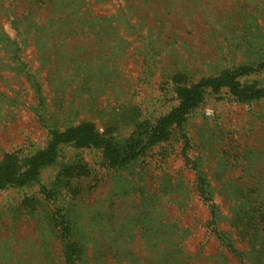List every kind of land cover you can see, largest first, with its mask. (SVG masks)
<instances>
[{
    "label": "rangeland",
    "instance_id": "obj_1",
    "mask_svg": "<svg viewBox=\"0 0 264 264\" xmlns=\"http://www.w3.org/2000/svg\"><path fill=\"white\" fill-rule=\"evenodd\" d=\"M264 0H0V161L91 123L140 145L176 88L248 67L264 89ZM164 140L110 165L56 145L0 186V264H264V97L205 89Z\"/></svg>",
    "mask_w": 264,
    "mask_h": 264
},
{
    "label": "trees",
    "instance_id": "obj_2",
    "mask_svg": "<svg viewBox=\"0 0 264 264\" xmlns=\"http://www.w3.org/2000/svg\"><path fill=\"white\" fill-rule=\"evenodd\" d=\"M264 66V63L261 65ZM251 69L237 67L223 69L216 76L201 78L189 86H178L175 90L177 105L161 116L150 128L146 141L140 145L136 136H131L121 142H113L100 134L91 123H80L61 131H54L46 149L38 151L26 159V167L20 171L16 169L11 154L0 161V186L8 182H22L36 176L38 168L53 160L54 150L59 143H73L76 146H93L102 150L107 162L119 165L134 158L148 145L162 141L167 136V128L182 122L186 113L196 107L205 89L216 91L225 88L232 96L240 101L264 97V89L253 84H241L237 76L247 74ZM66 251V264H72L71 252Z\"/></svg>",
    "mask_w": 264,
    "mask_h": 264
}]
</instances>
